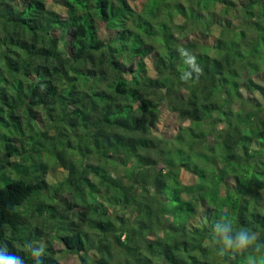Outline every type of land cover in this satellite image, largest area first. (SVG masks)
Instances as JSON below:
<instances>
[{
	"label": "trees",
	"instance_id": "trees-1",
	"mask_svg": "<svg viewBox=\"0 0 264 264\" xmlns=\"http://www.w3.org/2000/svg\"><path fill=\"white\" fill-rule=\"evenodd\" d=\"M222 216L264 244V0H0V246L249 264L218 256Z\"/></svg>",
	"mask_w": 264,
	"mask_h": 264
},
{
	"label": "clouds",
	"instance_id": "clouds-1",
	"mask_svg": "<svg viewBox=\"0 0 264 264\" xmlns=\"http://www.w3.org/2000/svg\"><path fill=\"white\" fill-rule=\"evenodd\" d=\"M180 55L184 58V63L188 65L189 71L181 75V80L189 81L195 74L198 78L202 74V69L197 63V57L190 50L186 48H179ZM214 231L220 239L218 243L223 244V248L218 253V256L223 258L226 254H242L251 250L249 257V264H264V244L257 243L258 234L249 228H236L231 219L221 217V221L215 225ZM235 233L233 238L230 233ZM205 245L207 243L205 242ZM25 248L30 252L34 264H43V254L45 246L40 243L38 246L32 244L25 245ZM0 264H25V260L17 253L8 251L6 246H0Z\"/></svg>",
	"mask_w": 264,
	"mask_h": 264
},
{
	"label": "rangeland",
	"instance_id": "rangeland-1",
	"mask_svg": "<svg viewBox=\"0 0 264 264\" xmlns=\"http://www.w3.org/2000/svg\"><path fill=\"white\" fill-rule=\"evenodd\" d=\"M130 1L132 3H136L139 0H130ZM55 8H57L62 13H64V9L61 6L55 5ZM99 33L102 36H105L104 30L101 29ZM184 36H187V37L193 36L195 38L197 37L194 31L193 32L191 31L190 33ZM146 61L148 63L149 73L153 74L154 71L151 67L150 55L146 56ZM183 123H186V122H183ZM179 125H180V120L176 116V112L170 111L166 106H163V108L161 109L160 119L158 123L154 126V131L160 135H173L174 132L177 130V128H179ZM180 176L183 182H190L192 179H194V175L191 172L185 170L184 168H181ZM48 178H49V175H48ZM55 245L57 247H62V244L59 241H55ZM58 254L60 256L61 261L64 264H80L78 254H76L75 252L66 251L65 249H61L58 252Z\"/></svg>",
	"mask_w": 264,
	"mask_h": 264
}]
</instances>
